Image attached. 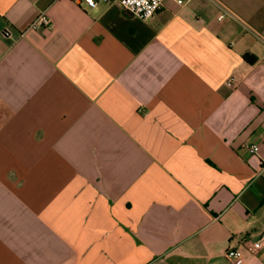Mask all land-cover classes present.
Wrapping results in <instances>:
<instances>
[{"label":"crops","instance_id":"1","mask_svg":"<svg viewBox=\"0 0 264 264\" xmlns=\"http://www.w3.org/2000/svg\"><path fill=\"white\" fill-rule=\"evenodd\" d=\"M263 235L264 0H0V264H233Z\"/></svg>","mask_w":264,"mask_h":264},{"label":"built area","instance_id":"2","mask_svg":"<svg viewBox=\"0 0 264 264\" xmlns=\"http://www.w3.org/2000/svg\"><path fill=\"white\" fill-rule=\"evenodd\" d=\"M166 0H85L86 4L95 8L99 4H117L122 6V8L128 12L132 17H135L142 21H147L153 18L156 13L163 7ZM179 6L186 5L190 0H173ZM225 11L220 18H224ZM30 29H41L45 27L52 26V19L45 13H41L30 25ZM245 150L250 155H255L259 151L258 145L251 144L246 145ZM264 235L258 240H252L249 236H244L239 240L237 245H232L228 247L225 252L226 258L233 264H245L247 257L245 251L249 249L258 250L264 244Z\"/></svg>","mask_w":264,"mask_h":264},{"label":"trees","instance_id":"3","mask_svg":"<svg viewBox=\"0 0 264 264\" xmlns=\"http://www.w3.org/2000/svg\"><path fill=\"white\" fill-rule=\"evenodd\" d=\"M244 59L250 64H254L257 61V57L254 55L246 54L244 55Z\"/></svg>","mask_w":264,"mask_h":264}]
</instances>
